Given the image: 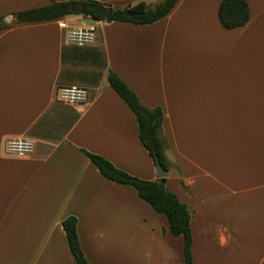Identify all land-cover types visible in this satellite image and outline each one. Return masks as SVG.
Listing matches in <instances>:
<instances>
[{
	"label": "crops",
	"instance_id": "obj_1",
	"mask_svg": "<svg viewBox=\"0 0 264 264\" xmlns=\"http://www.w3.org/2000/svg\"><path fill=\"white\" fill-rule=\"evenodd\" d=\"M53 1L88 0H0V18L13 24L0 32V264H76L62 226L69 217L90 264H186L167 217L84 152L158 180L110 71L163 110L167 187L192 211L193 264H264V0H246L250 21L232 30L220 23L222 0H179L150 25L81 14L14 24L12 14ZM85 19L96 40L78 47L59 23ZM70 86L88 90L85 108L58 101ZM16 137L33 138L35 152L9 156Z\"/></svg>",
	"mask_w": 264,
	"mask_h": 264
},
{
	"label": "trees",
	"instance_id": "obj_2",
	"mask_svg": "<svg viewBox=\"0 0 264 264\" xmlns=\"http://www.w3.org/2000/svg\"><path fill=\"white\" fill-rule=\"evenodd\" d=\"M178 2L179 0H160L155 3L140 1L124 8L117 7L113 12V21L150 25L167 17ZM76 3L74 1H53L43 7L14 13L12 14L15 17L14 24L55 21L69 15L79 14L73 9ZM85 4V16L104 21L90 8L92 5L100 3L88 0L85 1ZM218 16L221 25L227 30H232L244 27L250 21L251 12L246 0H222ZM5 18L6 16L0 18V32L13 26V24L6 23ZM107 81L135 114L143 147L149 152L155 164L156 159H158L165 172L168 173L172 164L166 153L168 144L163 135V110L160 107L149 108L144 105L140 98L114 72L108 73ZM84 152L105 178L118 184L134 187L143 201L148 203L157 213L167 217L172 235L184 238L185 263L193 264V239L190 226L192 211L179 200L176 194L169 190L167 175L158 178L156 181L139 179L117 168L100 155ZM62 226L76 264H90L81 248L77 219L69 217L63 221Z\"/></svg>",
	"mask_w": 264,
	"mask_h": 264
},
{
	"label": "built area",
	"instance_id": "obj_3",
	"mask_svg": "<svg viewBox=\"0 0 264 264\" xmlns=\"http://www.w3.org/2000/svg\"><path fill=\"white\" fill-rule=\"evenodd\" d=\"M61 29L67 32L69 43L86 47L94 44L97 28L87 25L69 24L65 20L59 23ZM88 90L80 86L62 87L57 91V99L64 104L85 108L88 103ZM36 141L30 137H16L8 140L5 151L9 156L28 157L35 152Z\"/></svg>",
	"mask_w": 264,
	"mask_h": 264
},
{
	"label": "water",
	"instance_id": "obj_4",
	"mask_svg": "<svg viewBox=\"0 0 264 264\" xmlns=\"http://www.w3.org/2000/svg\"><path fill=\"white\" fill-rule=\"evenodd\" d=\"M90 8L96 14L101 16L107 23H111L113 21V12L115 11V8L111 6L100 5V4L92 5ZM73 9L75 10V12L81 15H85L86 4L85 2H78L73 6ZM156 166H157L158 178L165 177L166 172L163 169L158 159H156Z\"/></svg>",
	"mask_w": 264,
	"mask_h": 264
},
{
	"label": "rangeland",
	"instance_id": "obj_5",
	"mask_svg": "<svg viewBox=\"0 0 264 264\" xmlns=\"http://www.w3.org/2000/svg\"><path fill=\"white\" fill-rule=\"evenodd\" d=\"M81 25H87V26H91V25H95V21H93L92 19H85L83 20V22L81 23ZM95 27V26H94ZM97 33V32H96ZM59 101V100H58ZM64 104V103H63Z\"/></svg>",
	"mask_w": 264,
	"mask_h": 264
}]
</instances>
